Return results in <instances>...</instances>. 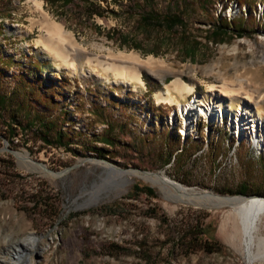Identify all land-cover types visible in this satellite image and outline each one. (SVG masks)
Segmentation results:
<instances>
[{
  "label": "rangeland",
  "instance_id": "1",
  "mask_svg": "<svg viewBox=\"0 0 264 264\" xmlns=\"http://www.w3.org/2000/svg\"><path fill=\"white\" fill-rule=\"evenodd\" d=\"M96 1L104 9L102 17L88 18L80 0L61 12L43 0H0V90L18 101L19 82L26 80L35 87L34 98L52 95L54 103L35 99L32 107L73 137L68 148L48 146L35 135V126L19 127L10 120L14 102L0 114V264H16L19 248L27 249L22 264H248L232 208L180 202L131 175L124 185L107 183L110 172L104 164L117 171L158 173L198 193L264 198V101L258 102L264 94V0H252L250 12L236 0H206L202 8L201 0ZM147 10L181 14L186 42L179 38L180 28L136 29ZM238 18L245 20L243 37L207 41L220 19ZM54 22L64 31V47L69 42L78 47L68 58L73 66L47 49V29ZM191 39L199 48L189 58L182 47ZM120 56L138 59L144 86L98 63L130 65ZM149 57L151 65L142 64ZM34 63L40 67L37 74ZM177 78L195 91L181 96L171 85ZM208 84L216 91L209 92ZM222 85L240 87L250 102L223 92ZM194 101L202 110L188 112L187 104ZM94 108L102 109L104 120ZM241 109L253 120L260 117L261 127L254 132L258 142L250 127L239 132L234 124ZM62 110L68 112L64 118ZM107 124L116 142L106 148L110 158L105 159L89 147H102L92 135H101ZM12 152L27 153L52 175L77 167L50 177L43 169L22 167ZM242 183L248 195H234ZM137 184L152 188L155 196L136 193L132 187ZM203 229L208 244L189 241ZM258 234L264 236V218ZM32 237L38 239L34 248L29 247Z\"/></svg>",
  "mask_w": 264,
  "mask_h": 264
},
{
  "label": "bare ground",
  "instance_id": "2",
  "mask_svg": "<svg viewBox=\"0 0 264 264\" xmlns=\"http://www.w3.org/2000/svg\"><path fill=\"white\" fill-rule=\"evenodd\" d=\"M36 3L38 5H41L39 2ZM45 39L48 43L46 46L50 53H52L56 58H58V60L60 59L64 64H70L71 66H73L72 62L71 63L68 62V58L70 55H73L78 51V47L71 42H69L68 45L64 47L63 42L66 40V37L64 31L62 30L59 24L55 22L51 24V26L47 29ZM119 59L122 61H127L128 63H130V65H120L116 63L103 62L100 60H98V63L100 65H106V69H112L118 75L126 74V77L129 80L135 81L136 83L144 86V81L141 78V73L139 71V65L141 64L138 61V59L133 56H128V57L120 56ZM151 60L152 58L149 57L147 60L143 61L142 64L151 65L152 63ZM262 62L264 64V57L262 59ZM238 82H241V80H238ZM171 85H173L174 89L181 96L183 94H191L195 91L193 85L185 82L180 78L171 81ZM207 89L209 92H213L216 91L217 88L214 84H208ZM221 89L223 92L240 97L241 99L247 102H250L251 100L250 96L247 93L242 92L240 87L235 89L233 87H228L227 85H222ZM223 96L226 95L223 94ZM157 100H158L157 103H161L163 99L161 97H158ZM168 101L172 102L173 99L169 97ZM260 101H264V94L260 95L258 102ZM187 107L189 108L188 112L192 109L202 110L201 104H198L197 101L187 104ZM242 115H244V117ZM235 117L236 118L234 119L233 122L234 124L239 125V129H238L239 132L243 128L247 127L246 129H248V127H250L253 132L254 142H258L259 137L254 132L255 130L257 131L259 127H261V123L260 124L257 123V121L260 120L259 119L260 117H258L257 120H253L252 114H250L246 109H241L238 112V115H236ZM244 119H246V121ZM14 155L17 158L18 163L22 167L28 170L42 169L36 163H34L32 160L29 159L27 153L15 152ZM104 165L107 167L108 171L110 172V174H108V176L105 178V182L107 183L116 184L117 182H121V183L123 182L122 184L124 185L128 181L127 176L131 175L134 177L144 179L145 181L151 183L153 186L160 188L162 191L167 190V192H169L170 195H172L177 201L180 202H186V203L196 202V204H201V205H209V206L217 205L221 207L227 206L232 208L233 214L238 219V222L240 224V232L244 241L245 253L248 257V264H252L254 261L264 260V236L260 237L258 234L259 226L264 218L263 197H258V196H251V197L226 196L225 197V196L214 195L207 192L198 193L194 190H189L179 185L178 183L172 182L168 178H164L163 176L157 173L143 174L138 171H117L115 169H112L106 164ZM111 172H115V174L112 176ZM50 173L52 172H48V173L45 172L46 175L53 177L54 174L52 175ZM87 205L89 206L90 203ZM31 239L32 241H30L29 242L30 244L29 243L28 244L30 248H34L38 239L37 237H32ZM22 246L25 247L27 246V244L22 243ZM26 253H27L26 248L24 249L22 248V250L21 248H19L18 250H16V256L18 259V262L16 264L23 263L22 256Z\"/></svg>",
  "mask_w": 264,
  "mask_h": 264
},
{
  "label": "trees",
  "instance_id": "3",
  "mask_svg": "<svg viewBox=\"0 0 264 264\" xmlns=\"http://www.w3.org/2000/svg\"><path fill=\"white\" fill-rule=\"evenodd\" d=\"M47 6L52 7L53 9L60 11L74 3L75 0H43ZM83 4V10L84 13L88 18L92 16H103V10L102 7H100L99 1L96 0H80ZM104 1V0H103ZM146 2L147 0H142ZM185 1V0H183ZM227 2L229 0H220ZM206 0H201L199 6L202 8L205 4ZM237 3L240 5L245 6V10L250 12L251 8L250 5L254 7V4L251 3L252 0H236ZM113 14H115V11H111ZM117 14V13H116ZM215 24V23H214ZM183 17L179 13H171L167 12L164 14L154 13L151 10H147L145 13L141 14L139 16V19L136 21V29L138 27L144 28L148 30L149 28L157 27L158 29H162L165 32H171L174 28H180V40H183L186 42L187 37L185 33L183 32ZM212 30L210 34L207 36V41L211 43H219L222 42V38L233 35L238 38H241L245 35L246 29H245V20L242 18L238 19H229L228 21L226 19H220L216 23V25L212 26ZM183 32V33H182ZM122 44L125 45L126 41L125 38L122 39ZM186 45H188L186 47ZM183 45L182 49L185 52V54L192 58L194 54L197 52L199 48V43L195 39H191L189 41V44ZM132 48L139 49L140 45L138 43H132ZM151 53L157 54V50H152ZM33 71L34 73H38L40 71V67L37 63H34L33 65ZM27 81L23 80L19 82V87L22 92V98H20L18 101H13L11 97L7 96L4 92L0 90V114L6 110V108L11 105V102L15 103V106L13 110H8V117L16 126H23L28 127L29 129L33 128L34 126V133L35 135L45 144L48 146H58V147H65L68 148L69 145L73 141V137L69 135V133L65 132L62 127L59 126L58 121L56 119H50L47 117H44L42 114L35 111L34 107H32V102L36 98L35 93V87L34 86H28ZM147 86L149 87L148 83L146 82ZM36 89L41 91L42 86L36 83ZM11 92L10 94H14ZM151 87L148 88L147 93L148 95L151 94ZM35 95V96H34ZM36 101L38 103H54L55 99L52 95H39L37 96ZM36 108V107H35ZM152 110H156L155 106H152ZM62 112V118L66 117L68 112L67 111H61ZM92 112L95 113L100 119L103 118L102 115V109H92ZM21 116V118H20ZM104 120V118H103ZM223 123V122H222ZM197 125V123H195ZM229 125V124H228ZM118 128H124L123 125H119ZM13 130V129H12ZM113 130L112 125L107 124L106 129L101 135L93 134V143L94 144H100L102 147H95L91 146L89 147L91 152H93L95 155L101 157V158H110V151L106 148H112L115 145L116 138L111 134ZM233 137H231V142ZM185 139V135H184ZM184 150V145H180V152L177 153L173 159L176 160L181 152ZM172 159L171 154L166 157V162L169 163V161ZM132 190H134L136 193H144L147 196L154 197L155 193L152 190V188L143 186V185H133ZM248 187L246 184H240L233 193L234 195H242L247 196L248 195ZM130 198V197H128ZM34 206L37 207V204L35 203ZM194 235V233H191ZM186 239L185 235L181 236V240L184 241ZM196 241L199 243H202L203 246L208 244L207 238L205 239V231L204 229L197 233V239H194L193 237H189V241ZM184 246V244H182Z\"/></svg>",
  "mask_w": 264,
  "mask_h": 264
},
{
  "label": "water",
  "instance_id": "4",
  "mask_svg": "<svg viewBox=\"0 0 264 264\" xmlns=\"http://www.w3.org/2000/svg\"><path fill=\"white\" fill-rule=\"evenodd\" d=\"M12 153L14 154V152H12ZM38 166H39L40 168H42L44 171L50 172V171L47 170L42 164H38ZM75 167H77V165L71 166V167L65 169L63 172H57V173H54V175H55V176H60V175H62L63 173L68 172L69 170H71V169H73V168H75ZM144 174H149V173L145 172ZM157 174H158V173H157ZM188 189H189V190H193V189H191V188H188ZM188 203L193 204L192 202H188ZM210 207L218 208V207H221V206L211 205Z\"/></svg>",
  "mask_w": 264,
  "mask_h": 264
}]
</instances>
